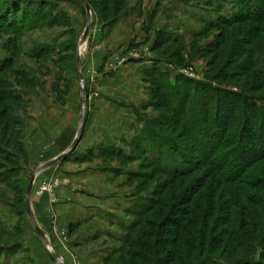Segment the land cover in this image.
Instances as JSON below:
<instances>
[{"label":"rangeland","instance_id":"rangeland-1","mask_svg":"<svg viewBox=\"0 0 264 264\" xmlns=\"http://www.w3.org/2000/svg\"><path fill=\"white\" fill-rule=\"evenodd\" d=\"M88 1L93 8L92 19L82 48L88 107L80 143L82 140L83 144L101 142L96 144L95 154L91 149L80 154L74 152L64 160L84 156L82 158L100 170L113 168L114 172L107 174L115 182L113 193L124 195L127 203L123 214L118 213L119 218L122 217L119 220L122 225L118 224L116 217H110L118 224L113 229L115 235L108 233L102 239L92 238L85 247L73 250L68 244L71 235L67 227L58 232L57 241L70 264H89L91 251L100 248L105 249L100 264H129L126 256L128 247L124 246L123 250L121 247L125 227L136 222L130 211L149 204L151 198H163L171 204L178 195L184 194L190 181L179 179L170 185L167 176L156 173L153 148L159 144L164 146L165 140L149 138V142L145 140L135 144L136 139L143 138L145 121L159 118V112L171 114L164 108L159 111L145 106L149 100L154 103L156 99L150 93V83L145 82L142 69L151 66L152 59L159 58L158 68L164 82L168 83L166 90L173 93L181 87L183 80L203 81L221 72L229 59L224 54L237 43L235 40L240 41V35L222 41L219 29L204 33L205 22L211 20L216 25L218 19L217 8H208L207 0H123L122 5L120 0ZM45 2L48 3L47 10L57 18L58 25L43 23L42 13L40 17H32L30 9L25 13L28 15L26 21L23 18L18 20L17 35L8 28H2L0 23V64L10 58V63L5 65L8 67L0 72V113L3 114L0 135L5 137L3 144L9 141L8 149L20 159V169L13 175L4 168L0 170V180L9 177V183L0 184V244L4 247L16 242L22 244L5 247L0 255V264H39L35 258V251L40 250L34 239L37 236L27 215L22 213L19 190L29 181L33 171L50 157V150L59 146L60 152L69 147L76 134L80 103L84 97L74 66L85 12L70 1ZM221 6L220 13L236 12L231 1H224ZM9 43L15 50L13 57L6 50ZM155 45H159L156 50ZM214 48L222 52L218 59ZM142 61L150 63L143 68L135 65ZM232 71H238L236 64L230 65L229 69L227 67L226 72ZM246 80L250 79L245 74L231 82L213 81L212 84L231 90L240 85L243 90H248L250 82L248 84ZM139 81L146 83L147 87L140 85ZM2 92L6 97L7 94L16 96L18 101L3 100ZM7 118L11 123L18 121L19 125H10ZM156 129L175 139L176 144L188 145L178 135L180 127L167 124ZM16 139L22 144L26 159L14 145L12 140ZM101 149L104 156L98 155ZM92 156L94 160L88 159ZM58 186L55 178L40 179L33 191L35 199L47 197L46 210L53 219ZM215 195L219 196V193ZM116 207L121 209L122 206ZM54 249L57 251L55 246ZM160 254L154 252L149 257L154 261L164 256ZM106 258L109 260L105 261ZM152 261L147 264H153ZM45 263L49 264L48 261Z\"/></svg>","mask_w":264,"mask_h":264},{"label":"trees","instance_id":"trees-1","mask_svg":"<svg viewBox=\"0 0 264 264\" xmlns=\"http://www.w3.org/2000/svg\"><path fill=\"white\" fill-rule=\"evenodd\" d=\"M65 1L85 12L77 3ZM84 1L92 8L88 0ZM224 1H231L236 12L220 13ZM47 6L45 0H0L2 28L10 29L15 35L18 20L26 21L25 13L29 9L32 17H40L42 13L43 23L58 25ZM206 6L217 8L218 19L216 25L206 21L204 33L219 29L222 41L240 35V41L235 40L237 43L224 54L229 59L221 72L203 81L183 80L181 87L172 93L166 90L168 83L158 68L159 58L152 59L151 66L142 69L143 78L150 83V93L156 99L154 103L149 100L145 106L159 111L164 108L172 115L159 112V118L145 121L143 138L136 139L135 144L149 142V138L165 140L164 146L159 144L153 148L156 173L167 176L170 185L179 179L190 181L184 194L178 195L173 203L151 198L149 204L130 211L136 222L125 227L121 247V250L128 247L129 264H147L154 252L164 256L152 261L153 264H264V0H207ZM9 44L6 50L13 57L15 50ZM158 48L159 45L154 46V50ZM214 50L216 59L222 56L219 48ZM9 63L10 58H6L0 64V72ZM233 64L238 71L226 72ZM74 71L78 76L77 56ZM245 74L250 79L246 80L250 82L248 90L240 85L231 90L212 84L213 81L231 82ZM4 94L1 93L3 100L18 101L16 96ZM6 120L10 125H19L18 121ZM167 124L180 127L178 135L188 145L180 142L178 145L175 139L156 129ZM2 137L1 134L0 170L4 168L13 175L20 169V159L8 149L9 141L3 144L5 137ZM12 141L26 159L22 144L17 139ZM103 154L101 149L98 155ZM8 178L1 179L0 184L9 183ZM27 184L28 180L19 190L25 216ZM80 226L81 222L70 224V235ZM32 230L35 233L33 227ZM5 247L0 244V255Z\"/></svg>","mask_w":264,"mask_h":264},{"label":"crops","instance_id":"crops-1","mask_svg":"<svg viewBox=\"0 0 264 264\" xmlns=\"http://www.w3.org/2000/svg\"><path fill=\"white\" fill-rule=\"evenodd\" d=\"M148 63L150 62L142 61L135 65H138L139 68H143L148 66ZM139 83L143 85V87H147L146 83L142 81H139ZM82 142L77 145L74 151L75 153L80 154L91 149L92 153L95 154L97 152L96 144L101 141L94 144H83ZM58 148L59 146L49 151L48 156L50 157L46 159V161L55 158L68 147H65L60 152ZM82 157L84 156H72L68 160H62L58 164L40 172L34 181L31 195L32 210L39 226L47 232L52 244L68 264H70V260L61 252L58 246L57 236L60 234L58 232L65 230L70 224L81 222L79 231L69 237L68 244L73 250L85 247L89 244L88 240L92 238L99 237L102 239L104 236H107L108 233L114 234V227L118 224H123L119 221L122 217L119 218L120 215H118V213L123 214L125 211V203H127L124 195H115L113 193L114 190L112 189H114L115 182L113 177L107 174L113 173L114 169L100 170L98 166L90 165L89 162L91 161L87 162ZM36 167L37 166H35V168ZM100 172L103 173L101 174ZM51 178L57 179L59 183L56 189V202L53 205V209L55 210L54 219L50 218L46 210L47 197L44 196L40 199H35L33 196L36 183H38L40 179L51 180ZM120 204L122 206L121 209L116 207V205L119 206ZM112 216L114 218L116 217L118 224L116 223L117 221L110 219ZM114 235L111 236V239H113ZM34 239L40 249L35 251L37 262L39 264H47L45 262L48 261V263L51 264L53 261L50 260L48 255L44 252L45 249L42 247L37 237ZM104 252V248L91 251L92 255L89 256V262L87 263L100 264ZM43 259H47V261H43ZM83 262L86 263V259H83Z\"/></svg>","mask_w":264,"mask_h":264},{"label":"water","instance_id":"water-1","mask_svg":"<svg viewBox=\"0 0 264 264\" xmlns=\"http://www.w3.org/2000/svg\"><path fill=\"white\" fill-rule=\"evenodd\" d=\"M75 3H77L79 6H81L85 10V18L79 38V43H78V49H77V69L79 73V80L81 83L82 88L84 89V97L83 100L80 103V108H79V114H78V125H77V130L76 134L74 136L73 141L69 145V147L64 150L62 153L57 155L55 158L46 161L45 163L39 165L32 173L25 193H24V203H25V211L26 215L35 230L36 236L42 247L45 249L47 252L48 256L53 262H60L61 264H68L66 260L62 257L60 253H58L52 244L51 239L49 238L48 234L46 231H44L38 224L35 215L32 210L31 206V195H32V189H33V184L34 181L37 177V175L42 172L43 170L50 168L62 160H64L66 157H68L71 153H73L77 145L79 144V141L81 139L83 130H84V125H85V112L88 107V92L85 88L84 84V75H83V65H82V48L84 47L87 38H88V33L90 29V24H91V19H92V10L91 7L84 1V0H71Z\"/></svg>","mask_w":264,"mask_h":264},{"label":"built area","instance_id":"built-area-1","mask_svg":"<svg viewBox=\"0 0 264 264\" xmlns=\"http://www.w3.org/2000/svg\"><path fill=\"white\" fill-rule=\"evenodd\" d=\"M45 189V188H44Z\"/></svg>","mask_w":264,"mask_h":264}]
</instances>
